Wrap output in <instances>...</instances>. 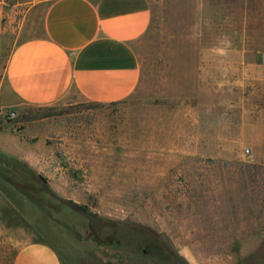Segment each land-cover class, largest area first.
<instances>
[{"label": "rangeland", "instance_id": "obj_1", "mask_svg": "<svg viewBox=\"0 0 264 264\" xmlns=\"http://www.w3.org/2000/svg\"><path fill=\"white\" fill-rule=\"evenodd\" d=\"M147 1L120 103L14 107L2 61L41 17L0 40V224L62 264H264V0Z\"/></svg>", "mask_w": 264, "mask_h": 264}, {"label": "crops", "instance_id": "obj_2", "mask_svg": "<svg viewBox=\"0 0 264 264\" xmlns=\"http://www.w3.org/2000/svg\"><path fill=\"white\" fill-rule=\"evenodd\" d=\"M20 13L24 19L41 17L44 34L10 45L3 58V94L14 107L53 105L72 91L109 105L136 91L141 64L135 44L152 21L147 0H0V40ZM0 152L19 155V146L1 144ZM20 158L27 162L25 155ZM0 264L62 260L48 243L4 222Z\"/></svg>", "mask_w": 264, "mask_h": 264}, {"label": "trees", "instance_id": "obj_3", "mask_svg": "<svg viewBox=\"0 0 264 264\" xmlns=\"http://www.w3.org/2000/svg\"><path fill=\"white\" fill-rule=\"evenodd\" d=\"M77 207H79V208H81L83 211H85V212H89L90 211V209L87 207V206H80V205H78V204H75Z\"/></svg>", "mask_w": 264, "mask_h": 264}, {"label": "built area", "instance_id": "obj_4", "mask_svg": "<svg viewBox=\"0 0 264 264\" xmlns=\"http://www.w3.org/2000/svg\"><path fill=\"white\" fill-rule=\"evenodd\" d=\"M9 117L10 118H14L15 117V113L14 112L9 113Z\"/></svg>", "mask_w": 264, "mask_h": 264}]
</instances>
